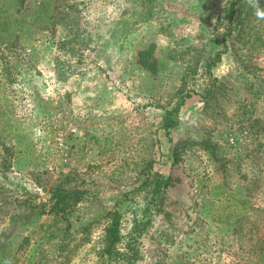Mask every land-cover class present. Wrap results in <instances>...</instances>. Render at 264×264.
<instances>
[{
  "label": "rangeland",
  "instance_id": "rangeland-1",
  "mask_svg": "<svg viewBox=\"0 0 264 264\" xmlns=\"http://www.w3.org/2000/svg\"><path fill=\"white\" fill-rule=\"evenodd\" d=\"M232 3L0 0V264H103L114 211L129 264H264V20Z\"/></svg>",
  "mask_w": 264,
  "mask_h": 264
},
{
  "label": "trees",
  "instance_id": "trees-1",
  "mask_svg": "<svg viewBox=\"0 0 264 264\" xmlns=\"http://www.w3.org/2000/svg\"><path fill=\"white\" fill-rule=\"evenodd\" d=\"M252 13L251 8L246 5L243 0H233V3L230 5L229 9H227V13L225 14V18L227 22L231 26H236L237 29L242 27L245 23L249 22L251 19ZM234 22V23H233ZM235 27V29H236ZM144 56V66L148 68L150 71H154L152 63L150 64L147 59L148 56H152V50H148V52L143 53ZM218 58L219 55L216 54ZM214 61V60H213ZM213 65L210 64V66ZM10 91V89H6L5 93ZM12 92V91H10ZM180 102L174 107V109L170 111H166L163 117L162 128L163 129H173L178 126V121L176 116L179 112ZM167 187V179L162 177L161 175H156L152 182L145 181L142 186L127 194V200H132L133 194L137 192H145L144 198L141 200V206L139 207V215L134 216L132 219V227L131 231L128 234L130 238H136V236L140 235L142 231H144L148 224L149 220H146L147 214L151 210H155L160 206V202L162 200L161 193ZM62 200L65 198L80 200L81 193L73 192V191H65L61 190ZM234 197L236 195H233ZM242 203H245L242 201ZM110 217V223L107 227L106 234L104 237V251L103 254L106 257V261L103 264H129V256L127 252L120 251L118 244L120 243V228H121V216L117 211L108 213ZM260 255L264 254V241L261 244Z\"/></svg>",
  "mask_w": 264,
  "mask_h": 264
},
{
  "label": "clouds",
  "instance_id": "clouds-1",
  "mask_svg": "<svg viewBox=\"0 0 264 264\" xmlns=\"http://www.w3.org/2000/svg\"><path fill=\"white\" fill-rule=\"evenodd\" d=\"M245 3L253 10L257 20H264V6H261L260 0H245Z\"/></svg>",
  "mask_w": 264,
  "mask_h": 264
}]
</instances>
